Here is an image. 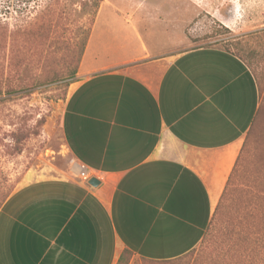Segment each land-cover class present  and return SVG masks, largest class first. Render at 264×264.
I'll list each match as a JSON object with an SVG mask.
<instances>
[{"label": "crops", "instance_id": "obj_1", "mask_svg": "<svg viewBox=\"0 0 264 264\" xmlns=\"http://www.w3.org/2000/svg\"><path fill=\"white\" fill-rule=\"evenodd\" d=\"M100 17L61 119L69 172L7 200L0 264L185 256L201 243L260 108L257 81L236 55H156L133 16L110 14L121 24L103 28ZM80 169L99 184L78 179Z\"/></svg>", "mask_w": 264, "mask_h": 264}, {"label": "rangeland", "instance_id": "obj_2", "mask_svg": "<svg viewBox=\"0 0 264 264\" xmlns=\"http://www.w3.org/2000/svg\"><path fill=\"white\" fill-rule=\"evenodd\" d=\"M99 13V28L121 24L110 14L133 16L156 55L201 47L238 55L261 96L233 194L201 243L175 260L132 255L128 264H264L250 216L252 196L264 185V0H0V210L24 185L69 172L61 119L80 66L73 79L69 72Z\"/></svg>", "mask_w": 264, "mask_h": 264}, {"label": "trees", "instance_id": "obj_3", "mask_svg": "<svg viewBox=\"0 0 264 264\" xmlns=\"http://www.w3.org/2000/svg\"><path fill=\"white\" fill-rule=\"evenodd\" d=\"M94 25V23H93ZM89 34L87 39L81 40V42L78 43V49L76 50V54H75V61H76V65L70 69L69 72V78H74L77 75V69L78 66H80L81 61L83 59L89 38L91 36V32L93 29H89ZM233 54V53H232ZM237 57H239L238 55H236ZM240 58V57H239ZM245 64V60H243L242 58H240ZM246 67H248V65L246 64ZM249 68V67H248ZM260 113V108L254 118V121L252 123V126L250 128V130L248 131L247 135H246V140L249 138L250 133L255 129L256 123H257V117ZM244 148V147H243ZM243 148H242V152H240L241 154L243 153ZM241 154L239 155L237 162L235 164V167L228 179L227 185L224 189V192L222 194V197L220 199V202L216 208V211L219 210V208H223L225 209V207H227V202L230 200V196L231 194H233V186L235 184V181L238 177L239 174V167L241 166ZM257 189V187H256ZM255 189V190H256ZM7 197H5L3 199V202H6ZM0 206H2V202L0 204ZM251 211H250V216L251 219H254V224H253V228L255 229L254 231V235L256 236L255 239V246L257 247V249L259 250V254H263L264 255V185L262 186V188L260 190H257L253 196H252V202H251ZM214 221V215L212 218V221L210 222L209 226L207 227L206 230H208L210 228V226L212 225ZM251 236H248L247 238V245H251L252 241L250 240ZM203 240V239H202ZM192 252V251H191ZM132 253L130 251H124L122 253V255L120 256L118 263L117 264H128L130 258L132 257ZM263 261V260H260ZM166 262V261H163Z\"/></svg>", "mask_w": 264, "mask_h": 264}, {"label": "built area", "instance_id": "obj_4", "mask_svg": "<svg viewBox=\"0 0 264 264\" xmlns=\"http://www.w3.org/2000/svg\"><path fill=\"white\" fill-rule=\"evenodd\" d=\"M78 179L88 183V181L92 178L90 172L86 169H80L79 173H77Z\"/></svg>", "mask_w": 264, "mask_h": 264}, {"label": "water", "instance_id": "obj_5", "mask_svg": "<svg viewBox=\"0 0 264 264\" xmlns=\"http://www.w3.org/2000/svg\"><path fill=\"white\" fill-rule=\"evenodd\" d=\"M99 182L96 178H91L89 181H88V185H90L91 187H95L96 185H98Z\"/></svg>", "mask_w": 264, "mask_h": 264}]
</instances>
